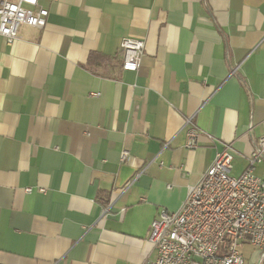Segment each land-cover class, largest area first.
Here are the masks:
<instances>
[{"label":"crops","instance_id":"obj_1","mask_svg":"<svg viewBox=\"0 0 264 264\" xmlns=\"http://www.w3.org/2000/svg\"><path fill=\"white\" fill-rule=\"evenodd\" d=\"M38 4L44 29L0 36V264H145L152 220L224 145L243 173L264 134V0ZM126 37L144 41L135 73Z\"/></svg>","mask_w":264,"mask_h":264},{"label":"built area","instance_id":"obj_2","mask_svg":"<svg viewBox=\"0 0 264 264\" xmlns=\"http://www.w3.org/2000/svg\"><path fill=\"white\" fill-rule=\"evenodd\" d=\"M47 17L48 11L38 0H0V36L12 44L24 26L44 29ZM143 51L142 39L123 38L121 69L135 73ZM198 136L189 129L186 148L194 150ZM207 138L211 144L217 143ZM128 158L127 151L120 152V162ZM232 161L233 149L224 145L199 182L188 188L180 209L162 211L152 220L148 241L155 258L145 264H244L241 249L246 244L258 252L260 264L264 259V178L254 170L264 161V134L255 140L246 169L239 176L231 175Z\"/></svg>","mask_w":264,"mask_h":264},{"label":"trees","instance_id":"obj_3","mask_svg":"<svg viewBox=\"0 0 264 264\" xmlns=\"http://www.w3.org/2000/svg\"><path fill=\"white\" fill-rule=\"evenodd\" d=\"M90 63H92V60L90 61Z\"/></svg>","mask_w":264,"mask_h":264},{"label":"rangeland","instance_id":"obj_4","mask_svg":"<svg viewBox=\"0 0 264 264\" xmlns=\"http://www.w3.org/2000/svg\"><path fill=\"white\" fill-rule=\"evenodd\" d=\"M232 175V174H231Z\"/></svg>","mask_w":264,"mask_h":264}]
</instances>
